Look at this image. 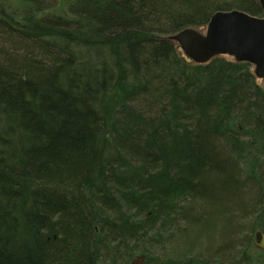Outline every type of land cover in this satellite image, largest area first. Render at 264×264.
Wrapping results in <instances>:
<instances>
[{
    "label": "trees",
    "instance_id": "trees-1",
    "mask_svg": "<svg viewBox=\"0 0 264 264\" xmlns=\"http://www.w3.org/2000/svg\"><path fill=\"white\" fill-rule=\"evenodd\" d=\"M12 1L0 264H264V89L159 39L258 0Z\"/></svg>",
    "mask_w": 264,
    "mask_h": 264
},
{
    "label": "water",
    "instance_id": "water-1",
    "mask_svg": "<svg viewBox=\"0 0 264 264\" xmlns=\"http://www.w3.org/2000/svg\"><path fill=\"white\" fill-rule=\"evenodd\" d=\"M259 1L264 12V0ZM206 31L188 28L159 39L178 44L184 56L198 65L221 56L232 57L237 63H253L255 76L264 79V17H253L239 10L217 12ZM254 243L264 251L261 230L256 232Z\"/></svg>",
    "mask_w": 264,
    "mask_h": 264
},
{
    "label": "rangeland",
    "instance_id": "rangeland-1",
    "mask_svg": "<svg viewBox=\"0 0 264 264\" xmlns=\"http://www.w3.org/2000/svg\"><path fill=\"white\" fill-rule=\"evenodd\" d=\"M48 1H52V0H48ZM12 2H13V4H14L15 7H18V6H16V5H17V3H16L17 1H16V0H13ZM55 2H56V1H55ZM168 42H169V41H168ZM227 59L232 60V59H230V58H227ZM257 83H258V85H259L262 89H264V80H263V81L258 80ZM251 253L253 254V257H255L256 255H257V256L260 255V253L257 252L256 249H253ZM259 257H260V256H259ZM259 257H258V258H259ZM133 264H143V259H142V258H135V259L133 260Z\"/></svg>",
    "mask_w": 264,
    "mask_h": 264
},
{
    "label": "bare ground",
    "instance_id": "bare-ground-1",
    "mask_svg": "<svg viewBox=\"0 0 264 264\" xmlns=\"http://www.w3.org/2000/svg\"><path fill=\"white\" fill-rule=\"evenodd\" d=\"M40 1V0H39ZM258 2H260L259 0H258ZM259 5H260V3H259ZM261 6V5H260ZM262 8V7H261ZM245 64H248V65H250V66H252V65H254L253 63H250V62H247V63H245ZM241 135V134H240ZM116 142H118V138H116V140H115V143ZM244 143H246V142H243L242 144H244Z\"/></svg>",
    "mask_w": 264,
    "mask_h": 264
}]
</instances>
